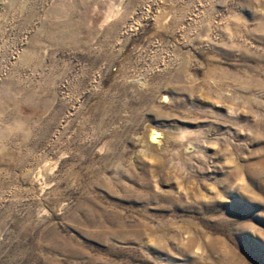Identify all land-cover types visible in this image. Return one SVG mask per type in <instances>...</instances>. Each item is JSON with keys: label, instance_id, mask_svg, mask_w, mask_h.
<instances>
[{"label": "rangeland", "instance_id": "rangeland-1", "mask_svg": "<svg viewBox=\"0 0 264 264\" xmlns=\"http://www.w3.org/2000/svg\"><path fill=\"white\" fill-rule=\"evenodd\" d=\"M0 264H264V0H0Z\"/></svg>", "mask_w": 264, "mask_h": 264}]
</instances>
